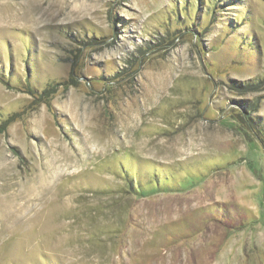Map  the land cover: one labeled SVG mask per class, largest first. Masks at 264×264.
I'll list each match as a JSON object with an SVG mask.
<instances>
[{"label":"rangeland","instance_id":"obj_1","mask_svg":"<svg viewBox=\"0 0 264 264\" xmlns=\"http://www.w3.org/2000/svg\"><path fill=\"white\" fill-rule=\"evenodd\" d=\"M262 79L264 0H0V264H264Z\"/></svg>","mask_w":264,"mask_h":264},{"label":"trees","instance_id":"obj_2","mask_svg":"<svg viewBox=\"0 0 264 264\" xmlns=\"http://www.w3.org/2000/svg\"><path fill=\"white\" fill-rule=\"evenodd\" d=\"M3 81H4V80H3ZM262 82L264 83V79H262V80L259 81V82L254 83V84H247L245 87H243V89L246 88L247 90H250L251 88H255V86H260V84H261ZM4 83L7 84L6 81H4ZM7 85H8V84H7ZM251 90H254V89H251ZM245 118H246V120L249 122V124H251L250 120L248 119V114L245 115Z\"/></svg>","mask_w":264,"mask_h":264}]
</instances>
